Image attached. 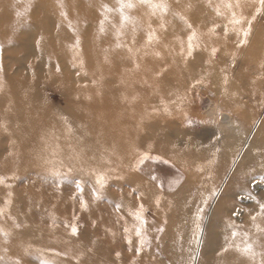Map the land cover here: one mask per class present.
Masks as SVG:
<instances>
[{
  "label": "rangeland",
  "instance_id": "374dc122",
  "mask_svg": "<svg viewBox=\"0 0 264 264\" xmlns=\"http://www.w3.org/2000/svg\"><path fill=\"white\" fill-rule=\"evenodd\" d=\"M28 5L30 7L25 12ZM103 5L111 9L119 7L118 0H0V78L3 81L0 123H6L8 128L7 132L0 129V176L4 177V183H0V208H4L0 228L12 234L7 241L0 234V256L5 257L0 259V264H11V260L21 253L18 246L21 241L31 245L23 254L24 264H41L42 260L78 264L72 254L88 249L92 250L91 254L82 257L81 262L178 264L169 244L179 231L174 222V208L172 215L170 191L182 181L184 166L174 162L171 150L177 152L187 148L189 136L193 133L200 135L197 139L204 151L221 144L220 134L222 137L234 133L223 142L225 147L231 142L236 152L223 184L218 188V196L245 149L258 133H264V54L261 74L252 76H258V80L251 85L252 101L245 109L240 100L234 101L231 97L235 98L250 86L245 65L251 50L245 45L225 41L218 46L210 62L204 57L202 61L197 60L200 65H208L209 79L195 83L200 79L192 78L191 71L200 65L193 56L184 61L186 67L181 66L184 67V83L171 82L169 85L168 97L163 98V111L171 113L165 116L178 127L164 136L169 137L171 150L161 154L154 150L151 142L142 147L135 138L131 139L132 135L128 136L131 145L124 148L125 151L120 149L117 152L123 158L113 156L109 117L114 112L111 92L114 70L116 66L125 65L126 73L132 70L139 87L136 86L135 93L139 94L143 59L158 51L162 54L163 38L158 37V42L145 46L143 37L147 35L149 21L159 19L158 12L151 16V9L147 6L125 10L137 22L135 43H132L131 21L117 37L120 14L118 11L105 12ZM18 11L22 13L19 17L16 15ZM62 11L67 13L66 18L61 15ZM259 14L263 16L264 12ZM101 20L104 21V31L100 30ZM261 21L259 28L253 29L252 33L262 32L264 35V17ZM77 36L80 46L74 48ZM118 43L128 45L133 51L117 47ZM222 56L229 59L230 68L218 58ZM221 78H226L228 87L220 88L225 83ZM178 97H183L182 103ZM123 103L121 106L129 112L127 120L130 121V117L132 122L140 124L144 118L140 110L128 107V101ZM18 108L20 116H17ZM150 110L152 115L160 112L155 108ZM157 117L163 119V116ZM22 143L24 147L19 149ZM54 146L65 148L70 159L66 161L53 155L50 148ZM126 151L128 155L124 158ZM145 152L160 159H149L136 167L137 159ZM77 154L79 160L75 159ZM98 173L107 176L103 186L97 183ZM78 183L82 184L83 191L77 188ZM251 184L254 189H264V178L254 177ZM237 196L235 204L238 209L241 208L239 205L250 206L257 199L242 192ZM157 197L159 205L155 202ZM7 200L11 203L5 204ZM82 200L87 202L86 208L81 207ZM258 201L263 202L264 197ZM215 202L216 198L204 210L199 228L196 224L190 228L189 236L182 243L181 264H189L190 259L193 264H202L204 230L210 223ZM140 204L145 209L144 230L150 243L137 250L140 244L136 229L140 222L133 213ZM234 216L238 221L243 214L234 213ZM14 223H22L23 228H14ZM73 223L78 227L76 235L71 232L70 224ZM161 227L164 230L157 231ZM220 229L214 228L216 231ZM169 233L172 240H169ZM210 243L207 244L206 257H212L215 251ZM256 245L257 242L253 244V250ZM4 248L8 251L4 252ZM211 250L213 253L210 254ZM65 251L68 255H58ZM132 251L135 257L129 260Z\"/></svg>",
  "mask_w": 264,
  "mask_h": 264
},
{
  "label": "bare ground",
  "instance_id": "6f19581e",
  "mask_svg": "<svg viewBox=\"0 0 264 264\" xmlns=\"http://www.w3.org/2000/svg\"><path fill=\"white\" fill-rule=\"evenodd\" d=\"M164 2L169 5V11L163 13L162 18L161 13L158 11L157 16L159 19L151 23L153 25L152 27L156 29V36L161 39L163 38L160 51L162 54H160V56H157L156 54L150 56V54L147 53L149 57L147 56V59H143L144 63L141 65L144 72H141L142 78L140 81L139 94L137 92L135 93V88L137 86V82L135 81L136 76L134 75L135 73L132 70L131 72L126 73L123 68L126 67L125 64V66L118 68V66H116L117 61L115 60L114 62L117 68L114 70V79H112L113 85H111V92L114 98L112 103L114 112H112L111 117H109V130H112V142L114 146V152L112 155L118 158H123L122 154L117 153L118 150L121 151L123 149L125 151L124 148H128V145H131L129 144L131 140L128 136L132 135L134 137L131 139L135 138L137 144L142 147L147 146V142H151L155 147L154 150L156 152L167 154V151L171 150L169 149L170 146H172L170 144V139L169 137L164 136H167L166 133L172 130H177L178 127L174 125L175 123L168 120L169 117L165 116H170L171 113L164 112L165 105L162 104H164V96L168 97V88L170 87L169 85L171 82L178 83V85L184 83L182 69L186 67L184 61L189 58L186 57V53H181V41H183V46L186 49L187 44L185 43L189 30L186 27L184 20L180 18L181 16L188 19L197 30L199 39L195 41V43H198L200 46L194 50L193 56L195 58L193 60H196L198 65L200 64L197 60H201L203 57L210 62V60L215 57V55L211 54V48H218V46L225 41H233L238 44L237 46L243 47V45H245V47H247L246 49L251 50V53L246 56L247 64L245 65L247 66L246 72H248L247 76L250 86L239 92V94H237L238 96H234L235 98L231 97L232 94H229L231 100H240V105L244 106L245 109L250 106L253 96L251 85L258 80V76L257 78H252V76L254 74H261V59L264 54V35L262 32H251L253 29L259 28L258 23H260L259 21L264 17V15L260 16V14L256 12L260 7L259 0H164ZM237 2L240 5L239 7H233L232 9L224 7L227 3L236 5ZM189 5H192L193 7L190 8ZM217 6L220 7L221 14L217 13ZM232 12L236 13L238 19L241 17L243 18L240 24L233 25L231 23ZM253 14H256L255 20H251ZM161 20L165 24V28L163 29L159 27ZM250 20L251 31L249 35L245 37L243 30L248 28V21ZM213 25H218V27L214 32L210 33L209 29H211ZM225 28L228 30L227 35H225ZM146 37L144 36L143 40L146 41ZM184 37H186V40L183 39ZM245 39L247 42L240 44V41ZM162 49L168 51V53H164ZM220 51L223 50L220 49ZM228 55L226 56L228 57ZM218 58L222 59L224 61L223 63L227 64L226 66H229L230 68L229 59L224 56ZM187 62H189V60ZM183 65L185 66L181 68ZM161 71L163 72V75L157 76L156 73ZM191 73L192 78H203V80L209 79L208 65L201 64L200 66H197L196 69H193ZM124 74L125 76H123ZM117 77H123V79L118 78L117 80ZM225 79L226 78H221L223 83ZM228 85L229 84L227 83L221 84L220 88H226ZM245 97L248 100L243 101V98ZM138 99L140 101L139 103ZM123 101H128L129 103L126 104L128 107L132 106L134 109L140 110L141 114H143L144 118L140 124L132 122L129 116L130 121L127 120L129 112L127 113L128 109L125 110V108L121 106ZM150 108L159 109L160 112H156L152 115ZM19 109L20 108H18L17 116H20L19 114L21 111H19ZM157 116H163V119L158 118ZM100 118L101 117L98 119ZM166 119L168 121H166ZM18 127L20 129V126ZM233 135L229 133L227 136L221 137L220 134L221 144L204 151V147L203 150L200 148V140L197 139L200 135L193 133L189 136L190 142L187 148L177 152L171 150L170 155L174 156V162L177 164H183L184 166V168H182L184 172L182 181H179V184L176 185L172 192L170 191L172 195L171 197H173L171 204L172 215L174 208V222L175 225L179 227V231L176 233L175 240L171 239V233H169V240H172L169 244L173 252V257L176 261L178 260V264H181L182 262L181 254L182 251H184L182 243L189 236L190 228L195 227V223L193 222L195 220L196 208L201 207L204 212L210 202L215 198L216 202L213 207V215L210 219L209 225H207L204 230L205 242L203 240L202 243V264H259L260 260L264 259V257L260 256V254L262 255L263 253V250L261 249L262 247H259V245L261 246V244H264L260 242H264V232L261 231V229H264V218L258 216L259 205L260 203H264V201L260 202L258 200L264 197V189L263 187L260 189L259 187H256L254 189L251 184L252 178L254 177H258L259 179L264 178V133H258L254 137L250 146L245 149L223 190L218 196L216 195L218 188L223 184L226 173L232 165V160H234L235 157L236 150L234 145L232 146L231 142L227 143L229 147L223 145V142L229 140ZM69 143H72V141ZM23 147L24 145L22 143L19 149H22ZM50 149L51 153L58 156L60 159L66 161L70 159L68 153L64 151L65 148L54 146ZM124 153V158H126L128 155L126 153L128 152L126 151ZM209 161H211V163H209ZM201 166L204 169L203 171L199 170ZM213 190H215L216 194L214 196H209V193ZM257 191L261 193L257 194ZM238 192H242L244 195H251L252 197L255 196L257 198L255 199L256 202L253 201L250 206L239 205L241 208H236L235 201L238 199ZM205 197H208L207 203L202 202ZM204 213L202 215H204ZM234 213H241L243 214V217L236 221ZM252 216H257L255 224L259 225V227H256L253 224ZM230 224L235 225V227H230ZM214 228L221 229L216 231ZM230 229L233 230L231 231ZM233 231L237 232L238 235L235 237L232 236ZM244 233L248 234L247 238ZM210 241L212 250L215 251L212 257L210 255L206 257L207 244ZM256 242L258 244L254 249L257 254L256 260L241 254L236 247L238 245L240 248H243L247 243L253 245L256 244ZM226 245H231V247L223 257H220L218 255L219 250ZM212 250L210 251V254ZM134 257L135 253L132 251L130 257L127 259L130 260ZM93 259L97 261L102 260L94 257ZM82 262L83 264H95L91 261Z\"/></svg>",
  "mask_w": 264,
  "mask_h": 264
},
{
  "label": "snow or ice",
  "instance_id": "6c2138e0",
  "mask_svg": "<svg viewBox=\"0 0 264 264\" xmlns=\"http://www.w3.org/2000/svg\"><path fill=\"white\" fill-rule=\"evenodd\" d=\"M259 4H260V7L256 10V12L257 13L264 12V0H259ZM118 5H119V7L116 9H111L107 5H103L102 7L104 8L105 12L118 11L120 14L121 24H120V28L117 30V33H116L117 37H120L123 34L121 30L124 28V26L127 22L131 21L133 23V39H132L133 44L135 43V32H136V23L137 22L135 21V19L133 17L126 14V11H125L126 9H133V8L138 7V6H147L148 8L151 9V13H150L151 16L156 15V13L159 11L161 13V18H162L163 13L169 11V5L167 3H165L164 0H158V2H157V0H118ZM239 6L240 5L238 2L236 5H233L232 3H227L226 5H224V7L228 8V9H232L233 7H239ZM28 7H30V5L25 7V12L28 10ZM61 7L63 8V4H61ZM189 7L191 8L193 6L189 5ZM216 11L218 14H221L219 6H217ZM174 14H177V13H174ZM16 15L19 17L20 15H22V13L18 11L16 13ZM61 15L64 16L65 18L67 17V13L64 11L61 12ZM180 18L182 20H184V23L189 30V34L187 36L186 57H192L194 50L200 46L198 43H195V41H197L199 39V36H198L197 30L195 29L193 24L189 22L188 19H186L184 16H181ZM242 19H243L242 17L238 19L236 13L232 12L231 23L233 25L240 24L242 22ZM255 19H256V14H253V16L251 17V20H255ZM251 20L248 21V28L243 30V34L245 37H247L251 31ZM69 26H71V23ZM159 27L161 29L165 28V24L163 23L162 20H161ZM217 27H218V25H213V27L211 29H209V32L210 33L214 32ZM100 30L104 31V21L103 20L100 21ZM227 31H228L227 28H225V35H227ZM158 40H159V38L156 36V29L152 27L151 22L149 21V23L147 25V37H146L145 46L147 47L148 45H151L153 42H158ZM246 42H247L246 39L241 40L240 44H244ZM79 46H80V38H79V36H77L76 42L73 45V47L79 48ZM116 46L117 47H127L129 52L133 51V49L131 47H128V45H126V44L118 43ZM217 51H218V49L216 47L211 48V54L212 55H215L217 53ZM181 53H185L183 41H181ZM156 55L160 56V53L157 52ZM81 64H83V61H81ZM137 67H138V65H137ZM0 71H2V66H0ZM156 75L162 76L163 72L162 71L157 72ZM202 82H203V78H201L200 80H197L195 83L200 84ZM225 83H227L226 79H225ZM2 89H3V81H2V78H0V90H2ZM178 99L181 101V103L183 102V97H178ZM173 103H176V102L173 101ZM177 107H180V104H177ZM62 119L66 120L67 118L62 117ZM0 129L7 132L8 128H7L6 123H0ZM68 130L71 131L70 126H69ZM217 151H219V150H217ZM79 158H80V155L77 154L75 159L79 160ZM149 159H160V157L149 156L146 152L142 153L136 161V167H139L140 165L144 164V162L146 160H149ZM209 163H211V161H209ZM71 170L72 169L69 168V171H71ZM199 170L203 171L204 169L201 166L199 168ZM153 179H156V178L153 177ZM106 180H107V176L105 174H103V173L97 174V183L98 184L103 186V184L106 182ZM0 183H4V177H2V176H0ZM77 188L80 191H83L82 184L78 183ZM215 194H216L215 190H213L212 192L209 193V196H214ZM97 198H99L98 195H97ZM207 199H208V197H205L202 202L207 203ZM155 202L157 205H159V203H160L159 197L156 198ZM10 203H11L10 200L5 201V204H10ZM81 207L86 208L87 202L82 200L81 201ZM117 210L119 211V206H117ZM144 212H145L144 206H143V204H140L139 207L133 213V215L136 217V219L140 222V226L136 229V235L139 238V244H140V249H137V250H142V248L145 244L150 243L149 239L146 236L145 230H144V224L146 223V220L144 219ZM202 214H203V208L197 207L196 212H195V220H194V223L196 224L197 228H199V226H200L199 222L202 219ZM3 215H4V208H0V216H3ZM258 216L264 218V203H261L259 205ZM13 219H15V218H13ZM256 220H257V216H252L253 224L256 227H259V225L255 224ZM13 227L16 229H22L23 225H22V223H14ZM70 227H71V232L73 235L78 234V227L76 224H74V223L70 224ZM230 227H235V225L230 224ZM124 230H125V232L128 231L127 228H125ZM163 230L164 229L162 227L157 229V231H161V232ZM261 231L264 232V229H261ZM0 234H2L4 236L5 241H7L8 238L12 235L9 231L4 230L3 228H0ZM237 235H238L237 232H235V231L232 232V236L235 237ZM244 235L247 238L248 234L244 233ZM18 246L21 249V253L17 254L16 257L11 260V264H24V261L22 258L23 254L27 253L29 248H31V245L26 244L24 241H21ZM230 247H231V245H226V246L221 247L218 255L220 257H223L229 251ZM236 247L241 254L246 255L252 259H255L257 254L253 250L252 244L247 243V244H245V246L243 248H240L238 245ZM261 247L264 248V244H261ZM3 251L7 252L8 249L4 248ZM91 252H92L91 249H88L87 251H84V252H76L73 254V259L76 260L78 262V264H80L82 257L91 254ZM58 255L66 256V255H68V253H67V251H65L62 253H58ZM116 255L119 256L120 253H116ZM262 255H264V253H262ZM0 259H5V257L0 256ZM41 264H56V261H54V260H42ZM189 264H193L191 259L189 261ZM259 264H264V259H261Z\"/></svg>",
  "mask_w": 264,
  "mask_h": 264
}]
</instances>
